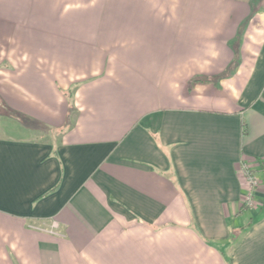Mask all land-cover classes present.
Wrapping results in <instances>:
<instances>
[{
	"label": "crops",
	"instance_id": "0c3cea01",
	"mask_svg": "<svg viewBox=\"0 0 264 264\" xmlns=\"http://www.w3.org/2000/svg\"><path fill=\"white\" fill-rule=\"evenodd\" d=\"M0 264H264V0H0Z\"/></svg>",
	"mask_w": 264,
	"mask_h": 264
},
{
	"label": "built area",
	"instance_id": "2783aa9c",
	"mask_svg": "<svg viewBox=\"0 0 264 264\" xmlns=\"http://www.w3.org/2000/svg\"><path fill=\"white\" fill-rule=\"evenodd\" d=\"M253 168H254L253 164H250L248 162H243L242 174L247 185V193L245 195L243 204L247 206L253 205V194L258 184V177L254 174ZM28 226L31 229L43 231L52 235H56L60 237L65 236L64 233L59 228L60 227L59 222L56 220L50 221L49 224L30 223L28 224Z\"/></svg>",
	"mask_w": 264,
	"mask_h": 264
},
{
	"label": "rangeland",
	"instance_id": "374dc122",
	"mask_svg": "<svg viewBox=\"0 0 264 264\" xmlns=\"http://www.w3.org/2000/svg\"><path fill=\"white\" fill-rule=\"evenodd\" d=\"M45 140L49 141H56V139L59 137V134L55 133V131H47V130H38L37 131ZM245 207H249L247 205H244Z\"/></svg>",
	"mask_w": 264,
	"mask_h": 264
},
{
	"label": "trees",
	"instance_id": "16d2710c",
	"mask_svg": "<svg viewBox=\"0 0 264 264\" xmlns=\"http://www.w3.org/2000/svg\"><path fill=\"white\" fill-rule=\"evenodd\" d=\"M243 206H244V204H243Z\"/></svg>",
	"mask_w": 264,
	"mask_h": 264
}]
</instances>
